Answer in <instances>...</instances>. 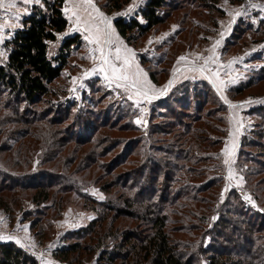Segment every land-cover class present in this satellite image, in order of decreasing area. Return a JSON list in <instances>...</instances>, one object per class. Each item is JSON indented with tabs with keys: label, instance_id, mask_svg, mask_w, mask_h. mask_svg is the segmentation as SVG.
Returning <instances> with one entry per match:
<instances>
[{
	"label": "rangeland",
	"instance_id": "rangeland-1",
	"mask_svg": "<svg viewBox=\"0 0 264 264\" xmlns=\"http://www.w3.org/2000/svg\"><path fill=\"white\" fill-rule=\"evenodd\" d=\"M86 1L92 7L95 6V12H99L100 17L86 11L83 17L75 19V24L72 22L66 31L58 35L56 41L50 43V54L54 55L66 36L79 33L82 38V44L72 50L69 66L53 86L54 94L46 96L44 102L36 106H26V111L36 108L50 119H55L57 124L53 125V129L57 130V133L53 138L47 135L51 140V147L50 140L48 144L46 142L42 146L36 144L37 148L30 154L33 157L32 165L22 170L42 169L38 174L46 176L48 173L49 177L53 176L56 180L61 178L63 184L60 189L55 184L52 191L58 189L56 197L60 199L62 196L63 200L60 206L53 204L52 198L38 204L28 198L30 191H27L23 196L22 204L7 210L0 208V238L8 237L13 233L12 241L20 247L27 242L34 245L37 252L43 255L38 264H72L59 262L54 256L55 250L72 241L68 237L71 231L85 227L81 224L87 226L101 217V212L106 211L104 204L109 200L115 203L117 192L113 189L111 192H106L102 182L96 181L103 172L97 165L92 166L88 172H75L76 165L69 167L63 166L62 163L58 165L57 161L70 156L75 137L86 138L89 136L88 129L96 127L99 130L92 137V142L97 143L95 150L99 157L98 161L106 162L118 154L122 158L130 152L128 159L133 162L125 166L123 173L128 177L135 171H140L137 178L140 182L144 181L146 179L144 172L151 167V158L154 155H168L165 154V150L170 149L168 147L171 141H175L173 138L175 135L167 130L166 125L171 123L179 125L182 124L181 121L186 123L194 120V115H190L189 112L187 115L179 114L182 116L177 117L172 113L163 112L160 107L156 108L157 115L151 118L150 103L158 104L177 83L184 80H189L191 83L207 80L211 84L209 78L198 69L200 67L208 74L216 72L222 74L224 80L221 82L222 87L216 85L226 103L224 116L227 119V130L222 136L220 145L204 150L207 140L204 144H197L198 155L201 158L209 156L208 160L198 165L199 171L203 167H208V171L204 168L205 175L199 174L193 177L191 185L197 187L211 182L214 186L200 194V196L205 195L206 203L212 205L211 209H205V219L200 223L201 227L187 235L194 245L186 251L194 254L200 249L208 250L212 244L222 242L224 238L218 236L214 229H218L221 217L228 215L226 219H231L226 213L229 208L243 212L242 219H252V221L264 219V114L250 112L264 105V81L240 94L234 90L249 75L248 72L257 70L264 64V34L259 38L258 35L249 32L245 42L243 40L236 42L237 48L235 43L229 44L240 19L258 27L260 21L264 19V0H258L260 4L252 5H245L246 0L240 3L221 0L218 3V13L199 10L194 5L185 6V10L192 8L190 13L198 14V17L195 16L196 19L192 18V21L189 19L185 23V27L194 28L193 38L187 41L185 39L188 37L187 32L178 34L183 30V26L178 22H171L168 26L161 25L159 30H152L136 45L129 44L121 37L114 21L118 17L127 19L133 17L146 0H130L123 8L111 13H107L102 6L107 0ZM237 7L239 9L235 23L233 21L230 23V19L234 16L232 9ZM104 15L116 34L111 39L110 33L107 34L106 39L105 34L103 40H100V38L96 39V34L91 33L89 23L97 22L105 28L102 19ZM6 35L0 31V63H5L7 60ZM174 35L180 41L177 45L171 40ZM256 52L263 57L252 60L251 57ZM189 65L198 70L187 69ZM165 66H169V70L164 77L161 69ZM149 67L161 73L159 80H164L161 84L157 85L151 80ZM180 67L186 69L182 72L178 71ZM235 67L241 72L237 76L238 82L233 77L234 72L236 75ZM144 90L151 92L155 97L148 98L143 93ZM1 96L5 98L3 92ZM158 105L160 106V103ZM212 105L209 104L206 109ZM183 128L184 126H181V129ZM148 136L151 140L147 139ZM60 137H65L62 140L64 145L55 146V140ZM141 140L145 143L143 146L140 144ZM150 141L153 142L151 150L148 146ZM183 141L187 143L186 146L189 144L185 139ZM2 142L11 143L4 133L0 135V144ZM117 143H119L118 147L115 148ZM58 146L64 151L62 157L55 159L54 162L48 161L49 158L44 161L49 156L50 149H60ZM89 149L90 145L83 148L88 151ZM169 155L174 156V154ZM127 177L124 179L126 180ZM41 180L42 177L38 179ZM212 191L217 192L214 199L211 196ZM9 194L7 190H0V195L4 197H8ZM20 199L22 196L18 197V200ZM125 219L120 221L122 227L132 223L129 218ZM193 221L197 222V220ZM106 225L105 222L103 226ZM97 230L93 240L85 238L84 243H95L98 233H101L99 228ZM237 238L243 240L240 234ZM108 240L111 247L112 238ZM257 243L263 245V253L260 257L264 258V232ZM248 246H250L248 243H244V248L240 252L245 253L247 258L252 256L248 253ZM99 254L98 251L86 254L82 252L78 257V260L82 261L73 264H99ZM261 258L257 260L260 261ZM199 259L200 264H207L204 254Z\"/></svg>",
	"mask_w": 264,
	"mask_h": 264
},
{
	"label": "trees",
	"instance_id": "trees-1",
	"mask_svg": "<svg viewBox=\"0 0 264 264\" xmlns=\"http://www.w3.org/2000/svg\"><path fill=\"white\" fill-rule=\"evenodd\" d=\"M220 1L146 0L133 17L128 19L118 17L114 25L122 38L129 44L136 45L152 30H159L161 25L168 26L171 22H178L183 26V30L178 34L187 32L188 37L185 39L189 41L194 36V28L185 27V23L189 19V21H192V18L196 19L198 14L190 13L192 8L185 10V6L194 5L196 9L218 13ZM229 1L240 3L244 0ZM41 2L31 7V12L23 18L22 25L5 42L8 48L7 60L0 63V92L5 95V98L0 97V135L4 133L11 141L0 144V190L10 192L8 197L0 195V208L5 210L22 204L27 191H30L28 198L34 203L40 204L52 198L53 204L59 205L63 200L62 196L60 199L56 197L58 189L52 191L55 184L57 188L62 186L61 178L56 180L53 176L49 177L48 173L46 176L38 174L42 169L22 170L32 165L33 157L30 154L37 148L36 144L40 146L46 142L48 144L50 138L47 135L53 138L57 133V130L53 129V125L57 124L55 119H50L36 108L26 111V106H36L44 102L46 96L54 94L53 86L69 66L72 50L82 44L79 33L66 36L56 54H50V43L56 41L58 35L66 31L69 21L64 12L65 0ZM129 2L130 0H107L102 6L107 13H111L120 10ZM200 20L199 18V23ZM249 32L262 37L264 19L260 21L258 27L240 19L229 44L244 41ZM171 40L175 45L180 42L175 35ZM237 46L236 44V48ZM173 53L175 54V50ZM262 57L259 53L254 55V59ZM167 70L169 66L161 69L164 77ZM160 74L149 67L150 78L157 85L164 81L159 80ZM248 74L245 80L235 87L234 90L238 94L264 81V64ZM196 82L191 83L189 80L179 82L159 101L160 106L159 103H150L151 118L157 115L156 108L160 107L163 112L172 113L177 117L187 115L189 112L190 115H194V120L187 121L188 123L181 121L182 124L179 125L172 123L166 125L167 130L175 135L173 137L175 141L169 143L168 148L171 150H165V154L168 155H154L155 157L151 158V167L144 172L146 179L142 182L137 178L140 171H135L128 177L123 173L125 166L133 162L128 159L130 152L122 158L118 154L106 162L98 161L99 157L95 150L97 143L92 142L98 128L88 129L89 138L79 136L73 139L75 141H72L74 145L70 156L63 160L59 159L57 164L62 163L68 167L76 165L75 172H88L92 166L97 165L103 172L96 181L102 182L106 192L115 190L117 199L115 203L109 200L104 204L106 211L101 212V217L85 227L71 231L68 237L72 241L54 252L59 262L79 263L82 260H78V257L82 252L86 254L98 251L99 264H200L199 258L203 254L207 264H264V258L260 257L263 245L257 243L264 232V219L260 221L242 219L243 212L234 208L226 211L231 219H226L228 215L221 217L218 229H214L218 236L224 238L221 240L223 243L212 244L208 250L200 249L194 254L186 251L194 245L187 235L201 227L200 223L205 219V209H211L212 205L206 203L205 195L200 194L214 186L211 182L197 187L191 185L193 177L204 174V168L208 171V167H203L199 171L198 165L208 160L209 156L201 158L198 155L197 144H204L207 140L204 150L220 145L227 130V119L224 116L225 100L207 80ZM209 104L213 105L206 109ZM254 111L264 114V105L250 112ZM151 121L155 123L154 120ZM181 126L184 128L181 129ZM169 131L165 132L170 133ZM63 139L65 137L56 139L54 145L62 144ZM147 139L151 140L149 136ZM184 139L189 143L187 146ZM152 143L151 141L148 143L150 150L153 147ZM140 144L143 146L145 143L141 140ZM86 145H90L89 151L83 150ZM58 148L60 149L51 148L49 156L44 161L49 158L48 161L54 162L55 159L61 158L64 151L62 147ZM41 177L42 180L38 181ZM212 193L214 199L217 192ZM21 196L22 199L18 200ZM125 218H129L132 223L122 227L120 221L126 220ZM105 222L107 225L104 227ZM97 228L101 233H98L95 243H84L85 238L93 240L94 234L98 232ZM238 233L243 240L237 238ZM110 238L111 247L108 243ZM244 243L250 245L248 253L252 254L251 257L247 258L245 253H240ZM257 258H261L260 261ZM0 264H38V261L15 242L0 241Z\"/></svg>",
	"mask_w": 264,
	"mask_h": 264
},
{
	"label": "crops",
	"instance_id": "crops-1",
	"mask_svg": "<svg viewBox=\"0 0 264 264\" xmlns=\"http://www.w3.org/2000/svg\"><path fill=\"white\" fill-rule=\"evenodd\" d=\"M41 3H42L41 0H0V31H1V33L7 34L5 42L8 39H10L12 37L14 31L22 25V20L25 16L30 14L31 7L34 4H41ZM90 4H92V2ZM94 7L89 5L86 0H65L64 12H65V15L69 21L68 27H70L72 25V22L75 24V19L79 18L80 16L83 17L85 15L86 11L91 12L94 15H98L100 17V15L98 14L99 12L98 13L95 12L96 8H94ZM238 9H239V7H237L236 9L235 8L232 9L234 12V16L232 17V19H230V23L232 21H233V23H235V20H236L235 16L237 15ZM102 19L105 22V28H102L100 23L92 22V23H89V25L91 26L90 31L93 35L96 34L98 36V37L96 36V39L100 38V40L101 39L103 40V37L105 34H106L105 35V39H106L108 33H110V39H111L116 34L115 33L116 31L109 26L108 21H107V17L105 15L102 17ZM94 38H95V36H94ZM254 55L251 57L252 60H254ZM233 66H234V64H233ZM184 69H186V68L180 67L178 69V71L182 72ZM187 69H195V70L199 69L206 77L209 78L208 80L211 82L212 86L222 96V94L218 90V86L216 85V84L221 85V82H224L223 77L221 76L222 75L221 73L216 72V73L208 74L204 68L200 67L197 69V68H193L192 65H189V67H187ZM229 69H231V67ZM238 69L239 68L235 67L236 75H235V72L233 74V77H234L236 82H238L237 79H239V77H237V76L241 73L238 71ZM202 79H205V78H202ZM221 87H222V85H221ZM143 93H145L148 96V98L155 97L154 94H152L151 92H148L146 90H144ZM223 99H224V97H223ZM246 103H250V102H246ZM10 234H12V235H10L8 237H5V236L1 237L0 241H12L14 238V234L13 233H10Z\"/></svg>",
	"mask_w": 264,
	"mask_h": 264
},
{
	"label": "built area",
	"instance_id": "built-area-1",
	"mask_svg": "<svg viewBox=\"0 0 264 264\" xmlns=\"http://www.w3.org/2000/svg\"><path fill=\"white\" fill-rule=\"evenodd\" d=\"M259 2L260 1H258V0H246L245 5L260 4ZM75 225H77V224L75 223ZM81 225H85L86 226V224H81ZM21 247L26 252L32 254L39 263L41 262V260L43 258V255H42V253L37 252V250H36L34 245H32V244L27 242V243H24V245L21 246Z\"/></svg>",
	"mask_w": 264,
	"mask_h": 264
}]
</instances>
